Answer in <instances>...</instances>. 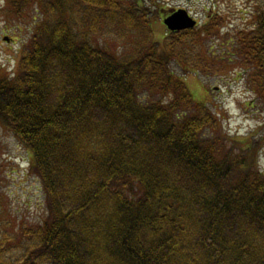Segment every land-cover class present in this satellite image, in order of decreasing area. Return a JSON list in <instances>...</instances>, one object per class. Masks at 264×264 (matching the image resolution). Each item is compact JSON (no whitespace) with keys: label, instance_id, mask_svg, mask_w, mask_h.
Instances as JSON below:
<instances>
[{"label":"trees","instance_id":"16d2710c","mask_svg":"<svg viewBox=\"0 0 264 264\" xmlns=\"http://www.w3.org/2000/svg\"><path fill=\"white\" fill-rule=\"evenodd\" d=\"M70 6L95 32L124 24L125 48L91 41ZM257 6L232 34L254 104L264 101V0ZM42 7L17 72L0 71V127L27 151L47 213L42 224L1 221L0 264H264L256 150L236 148L246 139L222 132L212 102H196L184 78L222 70L210 45L218 18L180 32L162 23L163 35L144 0Z\"/></svg>","mask_w":264,"mask_h":264},{"label":"rangeland","instance_id":"374dc122","mask_svg":"<svg viewBox=\"0 0 264 264\" xmlns=\"http://www.w3.org/2000/svg\"><path fill=\"white\" fill-rule=\"evenodd\" d=\"M47 1L50 2L43 0L40 5L35 3L17 9L12 7L8 0H0V71L17 72L21 49L30 41L35 26L47 16L46 14L43 16V11L48 9L42 7ZM124 1L130 3L133 0ZM258 3L259 0H144L148 10L155 12L150 22L153 29L158 28V33L163 35L167 32L162 25L163 17L177 9L189 11L199 21L198 28L201 29L205 28L209 14L218 18L219 25L212 30L221 34L219 33L217 39H214L215 42L210 45L215 43V47L219 49L216 54L224 59L216 58L222 70L202 72V75L188 73L184 76L185 83L196 102H212L213 109L221 119L222 132L225 131L231 138L236 136L240 140L246 139L245 143L241 141L236 143V148L241 151L249 145L256 150L258 167L264 172V101L254 104L253 97L257 98V95L252 93L250 85L238 80L240 72L244 71L246 66L243 64L241 53L238 52L240 48L238 38L232 35L244 27L251 26L252 22L246 25V21L249 20L247 10L250 7L252 10L258 9ZM69 11L80 22L87 23L90 19L85 16L87 13L76 14L78 11L76 9L75 13L72 6L69 7ZM107 15L110 16L108 13ZM51 16H58V13ZM88 23L84 30L91 41H97L100 46L116 50L125 48L122 37L127 34L120 35L123 29L121 25L124 24L120 22H117V25L115 22L106 26L104 24L102 31L95 32L92 22ZM154 38L162 41L158 36ZM229 38L232 41L230 45L226 43L229 42ZM222 41L225 48L221 46ZM173 66L177 73H181L179 66ZM263 86L264 82H261L259 84L261 93H264ZM258 139H262L261 147L259 141L256 142ZM26 152L11 132L0 127V223L9 219L19 224H42L46 218L42 187L35 176L28 173L29 156Z\"/></svg>","mask_w":264,"mask_h":264},{"label":"water","instance_id":"95a60500","mask_svg":"<svg viewBox=\"0 0 264 264\" xmlns=\"http://www.w3.org/2000/svg\"><path fill=\"white\" fill-rule=\"evenodd\" d=\"M164 23L171 31L193 28L196 21L189 16V13L184 9H179L172 15L168 16Z\"/></svg>","mask_w":264,"mask_h":264}]
</instances>
